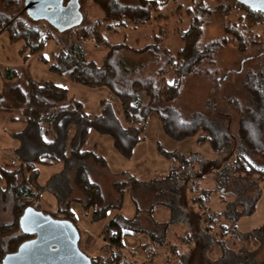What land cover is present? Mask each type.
Returning a JSON list of instances; mask_svg holds the SVG:
<instances>
[{
  "label": "trees",
  "instance_id": "16d2710c",
  "mask_svg": "<svg viewBox=\"0 0 264 264\" xmlns=\"http://www.w3.org/2000/svg\"><path fill=\"white\" fill-rule=\"evenodd\" d=\"M21 1L0 0V4L6 7L5 11L0 10V33L8 32L10 39L14 42L24 41L21 53L38 54L42 60L48 62L40 52L45 39L52 37L53 34L43 31L22 18L17 12L22 4ZM94 1L102 8L103 19L97 21L94 27L75 30L76 41L68 48L59 51L54 57V62L49 66L53 72L67 75L87 87L108 88L119 103L111 98H103L100 110L97 113H88L80 100L70 96L67 88L53 82L29 79L28 92L18 86L14 87V98L20 103L30 104L38 112L34 116L27 117L25 127L21 131L12 133L13 137L19 141V146L13 152L20 163L0 165V176L5 184L4 187L0 185L2 207L4 211L10 209L12 212V219L0 224V264H4L8 254L17 251L24 241L33 237L23 231L20 223L25 210L31 206L55 218L72 221L81 235L79 246L91 257L93 264L134 263L135 260L131 261L128 258L126 236L141 234L149 236L148 242L139 243L137 250L141 252L135 254H143L140 247L151 248L150 241L153 243V251L150 255L146 254L148 262L139 264H152V257L157 256L158 251L166 246L170 245V250H173L171 246L174 242L171 239L168 240L166 234L169 236L174 232L178 235V232L172 229L175 223L158 225L162 231L166 232L164 236L156 224L153 226L158 231L147 230L142 224L138 205L137 215L127 217L121 212L117 213L103 227L101 232L105 240L103 246L111 253L92 255L84 250L82 243L85 231L83 232L80 228L75 213L71 209L72 202L83 200L72 197L73 183L84 192L88 208L97 202H102L101 187L89 176L90 158L106 162L103 156H97L93 150L87 148L91 130L109 135L119 152L124 157L131 158L138 144L145 139L144 134L150 115L155 113L160 118L165 134L174 140H185L203 133L202 136L200 135L201 141L209 143L219 154L228 152L236 141L238 152L236 151L234 160L235 172L248 178L256 176L257 179L264 180V164H258L254 159L257 155L264 162V51L259 54L263 60L259 62L258 67L248 70L245 74L244 85L250 103L244 109L241 107L237 134L234 135L228 125L226 127L219 125L201 111H194L189 118H185L174 104L183 89L185 79L197 73L204 62L215 60L216 54L227 44L235 42L241 51H245L250 44L261 42L262 35L255 32L254 28L264 24V12L253 9L240 0L222 3L217 8L221 10L223 16H231L236 12H240V15L235 21H227L224 24L222 37L202 42L206 17L212 13V8L205 0L196 1L186 8L190 25L186 30L180 31L184 45L177 53H172L158 42L146 44L141 48L125 42L112 43L102 32L104 26L114 31L117 26L125 25L127 22H132L136 26L146 24L153 19L154 13L161 9L164 0H138L137 4H126L121 0ZM159 17H165V15L156 16V18ZM88 40H94L108 49L101 64L86 57L83 42ZM125 50L136 54L147 53L154 56L156 60L165 56L163 63H166L160 65L155 74L140 73L142 68L138 65L130 66V60L123 54ZM143 69L145 70L146 67L143 66ZM169 75L171 77H168ZM158 147L170 159H180L184 167H187L186 162H192L187 171L191 174L194 173L195 163H198L197 161L201 163L200 158L195 159L193 152L188 155L177 154L175 151ZM53 163H62L63 169L54 174L51 180L41 184L37 165ZM177 170L173 168L169 175ZM186 180L187 177L184 178L185 183H187ZM138 183L147 182L133 175L116 186L123 197L126 187ZM45 191L55 195L58 205L56 211L43 207L40 194ZM172 191L176 194L180 192L179 188L173 184ZM206 193L203 192L204 197ZM201 198L204 200L203 197ZM256 201L257 197L248 209L235 212L228 209L217 214L226 216L234 227L232 220L244 214H252L256 209ZM169 206L175 216L181 215V220H185L186 216L189 217V213L184 211L176 201L175 205ZM108 208L109 205L98 208L94 213L95 217H103ZM118 209H121V204L118 205ZM230 212L236 215L233 217ZM196 216L199 218L195 226L201 225L202 216L199 214ZM178 219L175 221L178 222ZM179 222L178 225H180ZM212 222L208 221L202 228V232L196 233L197 236H201L200 239L197 238L198 242L201 239L207 240L210 236L208 244L216 243L210 235ZM222 226L225 229L231 228L230 225ZM256 230L243 235V239H247L248 242H254L252 238L255 242L264 240V225ZM156 232L161 234L160 238L157 237ZM256 232L259 237L256 236ZM185 233L188 235V240H194V234H190V229H186ZM219 245L222 254L218 260L222 264H234L237 259L241 260L242 252L236 253L224 241H220ZM244 258L249 259L248 256Z\"/></svg>",
  "mask_w": 264,
  "mask_h": 264
},
{
  "label": "rangeland",
  "instance_id": "374dc122",
  "mask_svg": "<svg viewBox=\"0 0 264 264\" xmlns=\"http://www.w3.org/2000/svg\"><path fill=\"white\" fill-rule=\"evenodd\" d=\"M121 1L126 4L139 2L138 0ZM196 1L199 0H164L161 9L154 13L153 19L146 24L136 26L132 22H127L125 25L117 26L114 31L104 26L102 32L112 43L125 42L141 48L146 44L158 42L172 53H177L184 45L180 31L186 30L190 25L186 8ZM205 1L212 8V13L206 17L202 42L222 37L224 24L227 21H235L240 15V12H236L231 16H223L221 10L217 8L231 0ZM21 2L17 12L22 18L45 32H52L53 36L45 39L40 52L48 60L45 62L38 54L21 53L24 41L14 42L10 39L8 32L0 33V165L19 164L13 152L19 146V141L13 137L12 133L22 130L25 125L24 120L38 112L30 104L20 103L13 96L16 86L28 92L29 79L40 82L50 81L67 88L70 96L80 100L88 113H97L103 98H111L119 103L108 88L87 87L67 75L53 72L49 66L54 62V57L59 51L68 48L76 41L75 30L94 27L97 21L103 19L102 8L94 0H78V9L82 16L80 21L70 20L61 25L43 17L46 13L44 7L47 4L66 5L71 0H56L55 3L50 0H22ZM29 3H34L35 14L28 11ZM5 9L6 7L0 4V10L5 11ZM158 15H165V17L156 18ZM254 31L262 35L261 42L250 44L245 51H241L235 42L227 44L219 50L215 60L204 62L197 73L185 79L183 89L174 102L185 118H189L194 111H201L219 125L225 127L228 125L230 131L234 135L237 134L241 107L244 109L250 103L244 85L245 74L248 70L257 68L259 62L263 60L259 54L264 51V24L255 27ZM83 50L88 59L95 60L99 64L103 62L108 52L105 46L97 44L94 40L84 41ZM123 54L130 60L131 67L138 65L142 68L140 73L155 74L160 65L166 63H163L165 56L159 58V61L147 53L136 54L125 50ZM143 66L146 67L145 70ZM146 127L145 139L138 144L131 158H126L119 152L109 135L91 130L87 148L93 150L97 156H103L106 162L90 158L89 176L92 181L100 185L102 202H97L88 208L84 192L73 183L72 197L83 201L72 202L71 209L83 232L90 230L92 234L88 235L84 232L82 243L84 250L92 255L111 253L103 246L105 245L101 235L103 227L116 215L119 204L122 206L121 213L127 217L137 215L138 205L145 229L156 231L157 228L153 226L156 224L164 236L166 232L162 231L158 225L175 223L172 229L178 232V235L172 232L170 237L166 234V238L174 242L171 246L173 250H170V245L159 250V254L152 257V264H222L218 260L222 254L220 241H224L236 253L242 252L241 260L237 259L238 261L236 260L234 264H264V240L255 242L252 238L254 242H248L242 237L257 231L256 229L264 225V180L261 181L256 176L248 178L235 172L237 142L234 141L228 152L219 154L209 143L201 141L200 135L202 136L203 133L185 140H174L165 134L160 118L155 113L150 115ZM158 146L167 151H175L177 154L188 155L193 152L195 159L200 158L201 163L194 162V173L191 174L187 171L192 162H186L187 167H184L180 159H170L160 151ZM254 159L258 164H264L260 156L256 155ZM37 168L40 172L41 184L51 180L54 174L63 169L62 163L38 164ZM173 168L178 169L177 172L169 175ZM133 175L147 183L129 185L122 197V192L116 185ZM185 177L188 184L184 182ZM172 184L179 188V194L172 191ZM184 184L186 186H183ZM0 185L3 187L5 185L1 176ZM204 191L207 192L205 197ZM40 196L43 207L51 211L57 210V199L52 192L45 191ZM256 197L255 211L232 220L234 227L226 216L217 214L228 209L233 212L248 209ZM175 201L189 213V217L186 216L185 220H181V215L175 216L169 208V205H175ZM108 205L106 214L96 218L95 211ZM2 206L3 199L0 195V224L12 219L11 210L4 211ZM233 212L230 214L234 217L236 214ZM196 214L202 216L201 225L195 226L199 218L195 217ZM175 219L181 221H178L180 225ZM210 220L213 221L210 235L216 240V243H211L212 245L208 244L210 236L207 240L201 239L198 242L197 238L200 239L201 236L196 234L201 233L202 228ZM222 225H230L231 228L225 229ZM186 229H190V234H194L193 241L188 240ZM257 234L256 232V236ZM160 236L161 234L158 233L157 237L160 238ZM179 236L183 239L181 237L179 239ZM149 239V236L145 234L125 237L128 258L131 261L135 260L131 264L148 262L146 254L150 255L153 251L151 241V248L141 246L144 253H135L141 252L137 250L139 243H146ZM247 256L249 259L244 258Z\"/></svg>",
  "mask_w": 264,
  "mask_h": 264
},
{
  "label": "water",
  "instance_id": "95a60500",
  "mask_svg": "<svg viewBox=\"0 0 264 264\" xmlns=\"http://www.w3.org/2000/svg\"><path fill=\"white\" fill-rule=\"evenodd\" d=\"M51 1V0H50ZM264 12V0H240ZM33 3H29V9ZM78 21L81 19L79 12ZM24 232L33 237L4 259V264H93L79 246L81 235L68 219L55 218L35 207H28L20 220Z\"/></svg>",
  "mask_w": 264,
  "mask_h": 264
},
{
  "label": "flooded vegetation",
  "instance_id": "af4514ba",
  "mask_svg": "<svg viewBox=\"0 0 264 264\" xmlns=\"http://www.w3.org/2000/svg\"><path fill=\"white\" fill-rule=\"evenodd\" d=\"M51 1L54 3L56 2V0ZM33 8L34 3L32 8H30L28 11H31L32 14H35ZM44 9L46 10V13L43 17L51 19L55 24L63 25L70 20H78L80 16L78 9V0H71V2L66 5L47 4Z\"/></svg>",
  "mask_w": 264,
  "mask_h": 264
},
{
  "label": "crops",
  "instance_id": "0c3cea01",
  "mask_svg": "<svg viewBox=\"0 0 264 264\" xmlns=\"http://www.w3.org/2000/svg\"><path fill=\"white\" fill-rule=\"evenodd\" d=\"M26 119H27V118H26ZM24 124H26V120H24ZM24 127H25V125H24ZM20 131H21V130H20ZM18 162L20 163L19 160H18ZM62 168H63V164H62ZM60 171H61V170H60ZM60 171H59V172H60ZM56 204H57V203H56ZM121 208H122V206H121ZM120 212H121V209H118V210H117V213H120ZM117 213H116V214H117ZM85 232H86L88 235L91 234V233H90V230H85ZM91 235H92V234H91Z\"/></svg>",
  "mask_w": 264,
  "mask_h": 264
}]
</instances>
